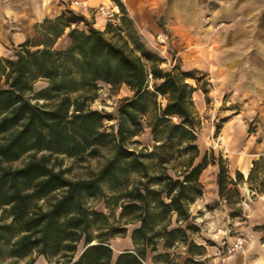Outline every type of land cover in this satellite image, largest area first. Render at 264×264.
I'll return each instance as SVG.
<instances>
[{
  "label": "trees",
  "instance_id": "1",
  "mask_svg": "<svg viewBox=\"0 0 264 264\" xmlns=\"http://www.w3.org/2000/svg\"><path fill=\"white\" fill-rule=\"evenodd\" d=\"M114 2L125 15L121 1ZM115 27L110 23L102 32L69 9L38 24L13 59L0 56V256L145 264L151 252L153 264H207L205 246L191 239L201 232L190 209L204 195L203 172L217 167L218 195L231 219L243 216L240 186L254 184L253 191L264 193V158L246 181L240 172L230 176L223 155H201L193 99L198 87L190 83L198 82L197 72L164 71L163 60L142 43L109 39L123 28ZM64 36L69 46L56 49ZM40 81L46 86L36 91ZM100 84L132 93L120 100L115 116L91 108ZM105 122H116V130L106 131ZM146 129L153 150L131 148ZM103 149L111 151L109 159L85 179H69L57 164L59 158H96ZM100 201L120 209L118 221L90 204ZM121 222L136 225L134 249L116 256L110 242L127 234ZM180 246L184 253L171 255Z\"/></svg>",
  "mask_w": 264,
  "mask_h": 264
},
{
  "label": "crops",
  "instance_id": "2",
  "mask_svg": "<svg viewBox=\"0 0 264 264\" xmlns=\"http://www.w3.org/2000/svg\"><path fill=\"white\" fill-rule=\"evenodd\" d=\"M120 1L125 15L120 13L112 23L114 26L141 37L144 46L154 53L165 47L160 46L155 37H165V42L178 52L185 71L196 70L208 82L216 84L220 97L229 94L234 103L244 102L256 108L264 122V0ZM75 2L86 7H77ZM101 6L111 9L116 4L114 0H0V56L13 59L14 50L34 36L38 24L45 19H56L69 9L85 16L96 29L105 32L110 23L94 15ZM61 40L66 43L62 49H66L70 44L66 36L55 48ZM122 91L125 96L132 95L126 86ZM207 98L200 89L194 93L198 117L207 109ZM244 111L243 107L239 112L234 108L225 112L220 136L226 148L221 152L228 161L230 176L234 179L240 172L247 181L254 162L264 158V130L259 128L257 133L250 135L241 119ZM217 172V167L210 166L200 177L204 195L193 205L203 212L196 219L200 228L203 223L210 227L219 225L224 219L232 221L218 195ZM252 186L255 185L240 186L245 199L243 206L250 208L249 219L259 218L264 225V202H256L254 207L247 204L248 197L257 194ZM253 234L254 239L261 238L259 233ZM210 236L219 238L217 234ZM194 242L205 246L206 239L201 237ZM205 248L203 259L208 264H217L219 247ZM244 258V253L236 254L227 264H243Z\"/></svg>",
  "mask_w": 264,
  "mask_h": 264
},
{
  "label": "rangeland",
  "instance_id": "3",
  "mask_svg": "<svg viewBox=\"0 0 264 264\" xmlns=\"http://www.w3.org/2000/svg\"><path fill=\"white\" fill-rule=\"evenodd\" d=\"M120 26L115 28L119 29ZM134 36V37H131ZM109 39H112L115 42L123 44L124 41L129 43L130 47H134L137 43H142L141 37L136 35H132L122 28L121 32H110L107 34ZM120 37H123L122 39ZM156 41H158L160 46H165L161 48L156 54L163 60L161 64V68L164 71H170L175 66H179L182 68L181 59L177 55L178 52L175 51L169 42H161L159 40V36H156ZM143 44V43H142ZM144 45V44H143ZM66 47V43L64 40H61L57 46V49H62ZM155 49V47H153ZM183 69V68H182ZM184 70V69H183ZM185 71V70H184ZM197 72V79L198 82L192 80L190 83L193 86L198 87V89L206 88L209 92L207 98V109L203 114L199 115V120L201 122V128L198 132V145L200 148L201 155H204L206 152L215 151V153L223 155L226 159L225 155L221 151H225L226 148L223 146V142L220 141L219 144L217 143L218 139H221L220 132L217 134L216 128L218 125L222 127L223 120L225 119V112L228 110L237 109V111H242V108H245L243 116L241 119L245 122L246 127L250 135L257 133L259 128L264 130V122L262 121V116L260 112L257 111L256 108H250L249 106L245 105L244 102H233L230 98L229 94H226L224 97H220L217 91V85L213 82H208L205 76H202L198 71ZM3 82H0V89L3 88ZM46 86L45 82L40 81L35 85L36 91L44 88ZM124 88L121 87L120 89L112 90L109 86L105 84H100L99 90L97 91V98L91 104V108L93 110H98L108 115H116L117 106L120 100L125 96V92L122 91ZM194 99V96H193ZM195 103V100H194ZM262 105V104H261ZM196 106V105H195ZM104 129L108 132H113L116 130V122H105ZM139 143V144H133ZM154 141L151 136V132L149 129H146L143 135L140 137L135 138L132 142H130V147L141 150L142 148H147L149 151L153 150ZM218 144V145H217ZM217 145V146H216ZM111 155V151L109 149H103L102 154L99 157L91 158L87 157L84 159H70V158H59L57 164H61V169H63L66 173V176L71 180H78V179H85L90 176L91 172H97L109 159ZM26 159H23L21 162L15 164V166H21ZM54 162V160H53ZM237 174V173H236ZM234 176V179L236 177ZM202 184V183H201ZM203 186V185H202ZM242 187V186H241ZM256 186H254L255 188ZM204 188V186H203ZM240 190V187H239ZM241 194V192H240ZM264 193H257L255 196H249L247 200V204L254 207V203L256 202H264L263 200ZM241 203L238 207H241L243 210L242 218L231 219L232 221L229 223L227 219H224L223 222L219 225L215 226H207L206 224H201V232L197 235H191V239H195V241H199L202 237L206 239L205 246L208 248L211 247H219L220 253L216 256L218 258L217 264H223L222 260L225 258L226 263L228 260L236 254H245V260L243 264H264V225H261L259 218L254 220L253 218L249 219L248 214L250 208L247 206H243L245 199L241 196ZM247 199V198H246ZM91 206L97 210L98 212L104 213L107 216L115 215L114 218H111V222L118 221L120 209L117 208H108L107 205L103 202H90ZM226 205V204H225ZM229 214L231 210L226 206ZM211 208H208L210 210ZM246 209V210H244ZM247 211V212H245ZM191 215L193 217V222L198 224L196 219L199 216L203 215V212L191 206L190 209ZM0 210V216H1ZM119 224V223H118ZM120 225L127 228V234L125 236H119L111 240L110 244L114 250L115 255L117 256L119 253L126 251V250H133L134 246L131 241V233L135 229L136 225H124L123 222ZM236 225V226H235ZM262 227V229L257 228ZM219 228L226 232V234H220L219 238H212L210 235L217 234ZM254 233H259L261 238L256 240L253 238ZM223 237V238H222ZM238 237H242L245 240L244 246L241 250L237 251L233 255H229L228 248L231 247ZM217 239V240H216ZM217 241L218 244L215 243ZM214 243V245H210L209 243ZM83 246H80V252L82 251ZM160 250L162 251L161 247ZM184 253V248L182 246L178 247L176 250L171 252V255H181ZM218 253V252H217ZM153 254L148 252L147 258L145 260V264H153ZM34 261L33 264H50L46 261L45 258L38 256L37 254L32 255L29 258L23 260H14L9 259L7 257L0 256V264H30ZM208 264V262H207Z\"/></svg>",
  "mask_w": 264,
  "mask_h": 264
},
{
  "label": "built area",
  "instance_id": "4",
  "mask_svg": "<svg viewBox=\"0 0 264 264\" xmlns=\"http://www.w3.org/2000/svg\"><path fill=\"white\" fill-rule=\"evenodd\" d=\"M75 5L77 7H86L84 4L79 3V2H75ZM121 11L119 9V7L116 5L111 9L105 8L103 6L97 8L94 12V15L99 16L104 18L106 21H108L109 23H113L114 21L117 20L118 16L120 15ZM159 40L161 42H165V37L163 36H159ZM221 141V139H218L217 143L219 144V142ZM217 144V145H218ZM216 145V146H217ZM220 234H226V232L222 231L221 229H219L217 231V235L219 236ZM245 240L242 237H238L236 239V241L234 242V244L228 248V254L229 255H233L234 253H236L237 251L241 250L244 246ZM223 264L226 263V259L224 258L222 260Z\"/></svg>",
  "mask_w": 264,
  "mask_h": 264
}]
</instances>
